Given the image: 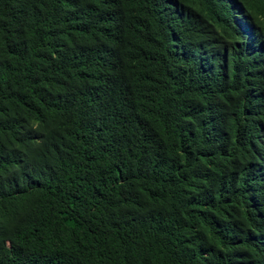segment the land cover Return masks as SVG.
Listing matches in <instances>:
<instances>
[{"label": "trees", "instance_id": "1", "mask_svg": "<svg viewBox=\"0 0 264 264\" xmlns=\"http://www.w3.org/2000/svg\"><path fill=\"white\" fill-rule=\"evenodd\" d=\"M0 264H264V0H0Z\"/></svg>", "mask_w": 264, "mask_h": 264}]
</instances>
